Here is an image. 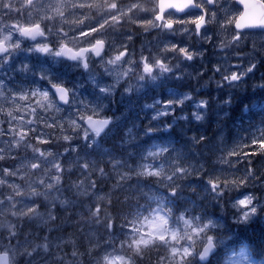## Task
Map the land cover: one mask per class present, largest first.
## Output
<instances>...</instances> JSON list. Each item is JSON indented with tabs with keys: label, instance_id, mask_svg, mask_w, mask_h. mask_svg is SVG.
Segmentation results:
<instances>
[{
	"label": "clouds",
	"instance_id": "1",
	"mask_svg": "<svg viewBox=\"0 0 264 264\" xmlns=\"http://www.w3.org/2000/svg\"><path fill=\"white\" fill-rule=\"evenodd\" d=\"M0 264H264V0H0Z\"/></svg>",
	"mask_w": 264,
	"mask_h": 264
}]
</instances>
